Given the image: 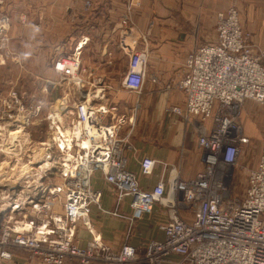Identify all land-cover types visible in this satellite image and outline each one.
Returning <instances> with one entry per match:
<instances>
[{"label":"built area","instance_id":"2783aa9c","mask_svg":"<svg viewBox=\"0 0 264 264\" xmlns=\"http://www.w3.org/2000/svg\"><path fill=\"white\" fill-rule=\"evenodd\" d=\"M4 2L0 0V5ZM93 5L85 0L86 10ZM133 8L129 1L121 19L120 45L129 59L122 85L140 92L148 53L126 42ZM9 28V16L0 13V42L9 41ZM215 28L216 39L188 56L184 77L167 85L187 96L184 107L169 110L192 121L199 131L205 166L189 179L173 166L167 181L161 179L151 189L141 186L126 155L136 149L131 131L124 132L127 117L115 103L94 101L99 93L105 94V88L91 93L86 87L80 76V46L61 53L53 63L54 72L67 83L66 108L59 110L60 115L48 113L44 101L31 100L15 88L0 97V122L22 127L28 134L46 122L49 134L40 143L59 177L31 203L29 220L12 222L4 217L0 222V262L21 250L29 254L26 264H67L70 259L78 264H163L173 255L179 256L175 264H264V143L256 166L248 171L244 192L237 194L232 186L238 158L250 142L238 120L239 106L250 99L264 108V50L252 43L235 7L217 14ZM49 83L56 86L55 81ZM85 87V98L74 99V92ZM210 119L213 125L208 131L205 122ZM156 163L144 156L141 174L151 176ZM98 171L114 188L117 203L131 197L132 221L151 214L156 203L171 204L194 218L188 221L175 212L161 226L164 239L149 240L144 253L129 241L114 248L99 236L81 246L76 240L78 224L90 227V208L100 202V190L93 186Z\"/></svg>","mask_w":264,"mask_h":264},{"label":"crops","instance_id":"0c3cea01","mask_svg":"<svg viewBox=\"0 0 264 264\" xmlns=\"http://www.w3.org/2000/svg\"><path fill=\"white\" fill-rule=\"evenodd\" d=\"M17 1L20 0H7V3L16 4ZM25 1L31 7L41 6V36L34 26L28 25L23 29L13 24L9 32L11 41L8 50L18 56V42L24 38L29 45L27 50L48 47L49 50H60L61 54L80 46V76L85 80L86 87L91 88V93L95 89L99 91L105 88V94L99 93L94 101L97 104L115 103L120 113L127 117L124 132L131 131L136 148L126 152L129 169L136 173L144 189L153 188L161 179L167 181L173 166L186 179L196 176L204 168L197 127L184 116L169 110L173 106L184 107L186 93L173 87L168 88L167 85L184 77L187 71L185 63L192 52L201 44L216 39V14L226 10L230 0H92L94 5L89 10L85 9V0ZM129 1H132L134 8L129 24L132 36L128 38L130 41L133 38V43L145 48L148 53L144 85L140 92L123 87L122 80L129 59L124 50H120L121 56L115 50L117 45L121 47L119 40L124 38L121 19ZM236 4L244 29L251 34L257 45L264 48V0H237ZM38 43L43 46L37 47ZM54 60L50 66L52 70ZM86 87L74 92L73 98H85L88 90ZM254 103L259 102L249 99L239 106L238 120L250 139H264V109L259 103L263 114L258 112ZM205 125L209 131L213 120H207ZM144 156L157 161L151 176H144L140 172V160ZM93 186L100 190L101 197L99 204H92L90 208V227L78 224L76 240L81 246L86 245L94 236H99L114 248H120L124 242L129 241L144 253L149 240L164 239L161 226L175 212L188 221L194 218L191 212L176 210L171 204L156 203L151 214L132 221L129 219L132 212L131 197L117 203L114 188L99 171L94 174ZM10 189L9 192L0 193L11 198ZM26 259L16 251L11 260L0 264H24ZM178 259V255H173L163 264H175ZM67 264H78V261L70 259ZM135 264L145 263L140 261Z\"/></svg>","mask_w":264,"mask_h":264},{"label":"rangeland","instance_id":"374dc122","mask_svg":"<svg viewBox=\"0 0 264 264\" xmlns=\"http://www.w3.org/2000/svg\"><path fill=\"white\" fill-rule=\"evenodd\" d=\"M236 1L237 0H230L229 7L226 10L218 11L217 14L219 12L227 11L231 7H235L239 12L240 17V10L238 5L236 4ZM41 12V6L31 7V5L29 6L27 1L25 0H20L16 4L13 2L7 3V0H5V2L0 5V13L7 14L10 18V28L8 30L9 37V32L13 24H16L17 26H22L23 29H25L28 25L34 26L35 30L37 29L36 31L41 36ZM23 18H25V21H23ZM250 40L257 46L258 49L264 50V48L260 45H257L252 40V38H250ZM10 41L11 37L9 41L0 42V97L6 94L11 88H15L19 90V92L26 94L29 98H33L31 100L44 101L47 104L46 111L52 114L51 110L55 109L56 105L59 104L57 103L58 98L64 95V91L67 87V83L62 82L60 75L55 73L52 68H50L52 60L56 59V57L60 55V50H49L50 48L48 47L39 50H27V48H29V45L24 38L18 42V50H16L18 52V56H14L12 50H8V44L10 43ZM126 42L131 43L132 45L133 38L131 41L129 40V38L126 39ZM119 43L121 44L120 40ZM36 46L42 47L43 45L41 43H38L36 44ZM116 47H118L115 48V50H118V56H121L119 55V53L121 52L120 50L123 49L121 47L119 48L118 45ZM52 81L56 82V86L54 87L50 83L47 86V83ZM60 82H62L61 86ZM254 104L256 106V110L258 112L260 111L263 114L260 105H258L259 103ZM70 105L72 106V103H70ZM48 130V125L46 124V122H42L40 126L33 128L31 130V133L29 132L30 139H28L24 150L21 151L18 155H13L12 158H9V162H11V165L6 167L5 170L20 166L23 162H29L31 158L37 159L39 155L36 154L34 151L31 152L29 149L46 139L49 134ZM263 141L264 139L252 137L250 139V142L243 146L233 175L232 186L235 193L242 194L244 192L247 184L248 171L253 168L254 164L258 161ZM18 157L19 161L17 160ZM6 158V153H0V166ZM31 166H33V168L37 167L36 163L31 164ZM55 172L56 171L54 170V167L51 166V169H49L46 173H42L43 177L41 178V183L43 184V188L38 189V191H33L34 199L40 198V194L46 191V189H48V187L52 183H56L59 181V177L55 174ZM22 184V180L18 182V185L14 188L12 195L14 193L18 194L20 192V190L22 189L20 185ZM10 186L13 185L11 184L4 186V184H0V192H9L8 189ZM30 211H32L31 204H27L25 208L23 207V209L15 211V220H20V222H26V220H29L33 215V213H31ZM9 214L10 211L5 212L4 217L9 218ZM18 254L26 257L27 259L29 258V254L25 251L19 250ZM27 259L24 264L27 263Z\"/></svg>","mask_w":264,"mask_h":264},{"label":"bare ground","instance_id":"6f19581e","mask_svg":"<svg viewBox=\"0 0 264 264\" xmlns=\"http://www.w3.org/2000/svg\"><path fill=\"white\" fill-rule=\"evenodd\" d=\"M90 100L91 93L89 95L88 101ZM66 101L67 100L65 96H62L57 102L59 104L56 105V108L51 110L52 113H59V110L64 111L66 108ZM57 115H60V113ZM28 139H30L29 134L27 132H24L22 127L15 128L12 126L10 127V125L8 124L0 123V152L6 153L7 155V158L0 166V184L4 183V186L11 184L13 185L10 186V190L12 191L10 195L11 198H9V196L5 193H0V213H4L11 208V214H9L11 220H15V211L21 210L23 209V207L25 208L27 204H31L32 202H34L33 191L42 189V173H46L49 169H51L52 166V161L48 156V151L46 150L44 144L38 143L31 149H29L31 152L34 151L39 155L37 159L31 158L29 162H23L20 166L5 170L6 167L11 165V162H9V158H12L13 155H18L21 151H23L26 143L28 142ZM17 160L19 161V157L17 158ZM35 163L37 167L33 168L31 164ZM21 180L23 181L22 189L20 188L21 190L19 194L14 193L13 196V190L15 187H17L18 182Z\"/></svg>","mask_w":264,"mask_h":264},{"label":"water","instance_id":"95a60500","mask_svg":"<svg viewBox=\"0 0 264 264\" xmlns=\"http://www.w3.org/2000/svg\"><path fill=\"white\" fill-rule=\"evenodd\" d=\"M4 218V213H0V222L3 220Z\"/></svg>","mask_w":264,"mask_h":264}]
</instances>
